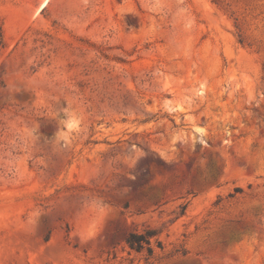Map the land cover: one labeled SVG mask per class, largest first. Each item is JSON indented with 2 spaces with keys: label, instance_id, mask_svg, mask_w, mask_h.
I'll return each instance as SVG.
<instances>
[{
  "label": "rangeland",
  "instance_id": "rangeland-1",
  "mask_svg": "<svg viewBox=\"0 0 264 264\" xmlns=\"http://www.w3.org/2000/svg\"><path fill=\"white\" fill-rule=\"evenodd\" d=\"M0 29V264H264V0H0Z\"/></svg>",
  "mask_w": 264,
  "mask_h": 264
},
{
  "label": "trees",
  "instance_id": "trees-1",
  "mask_svg": "<svg viewBox=\"0 0 264 264\" xmlns=\"http://www.w3.org/2000/svg\"><path fill=\"white\" fill-rule=\"evenodd\" d=\"M240 41L243 42L242 39H240ZM1 43H3V34L0 29V44ZM183 210L185 211L186 207H184ZM157 235L158 233L154 230H149L145 233H132L126 239V243L130 249L137 252L146 251L149 256H152L154 254V248L152 247L153 240H155L154 242L159 248H162V242L156 238Z\"/></svg>",
  "mask_w": 264,
  "mask_h": 264
}]
</instances>
